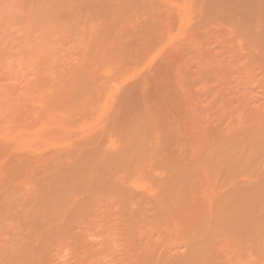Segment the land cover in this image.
Wrapping results in <instances>:
<instances>
[{
	"label": "rangeland",
	"instance_id": "obj_1",
	"mask_svg": "<svg viewBox=\"0 0 264 264\" xmlns=\"http://www.w3.org/2000/svg\"><path fill=\"white\" fill-rule=\"evenodd\" d=\"M0 264H264V0H0Z\"/></svg>",
	"mask_w": 264,
	"mask_h": 264
}]
</instances>
